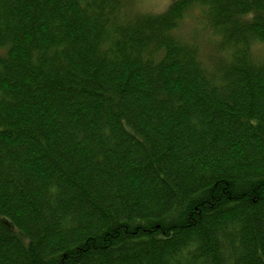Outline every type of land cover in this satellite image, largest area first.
<instances>
[{
    "label": "trees",
    "instance_id": "obj_1",
    "mask_svg": "<svg viewBox=\"0 0 264 264\" xmlns=\"http://www.w3.org/2000/svg\"><path fill=\"white\" fill-rule=\"evenodd\" d=\"M0 264H264V0H0Z\"/></svg>",
    "mask_w": 264,
    "mask_h": 264
},
{
    "label": "rangeland",
    "instance_id": "obj_2",
    "mask_svg": "<svg viewBox=\"0 0 264 264\" xmlns=\"http://www.w3.org/2000/svg\"><path fill=\"white\" fill-rule=\"evenodd\" d=\"M176 1L178 0H142V7L143 10L158 14L166 11Z\"/></svg>",
    "mask_w": 264,
    "mask_h": 264
}]
</instances>
